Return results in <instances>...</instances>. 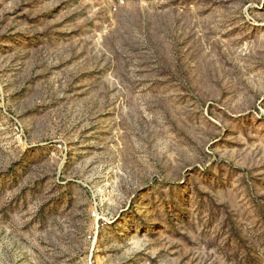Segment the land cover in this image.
<instances>
[{
  "label": "rangeland",
  "instance_id": "rangeland-1",
  "mask_svg": "<svg viewBox=\"0 0 264 264\" xmlns=\"http://www.w3.org/2000/svg\"><path fill=\"white\" fill-rule=\"evenodd\" d=\"M0 264H264V0H0Z\"/></svg>",
  "mask_w": 264,
  "mask_h": 264
}]
</instances>
